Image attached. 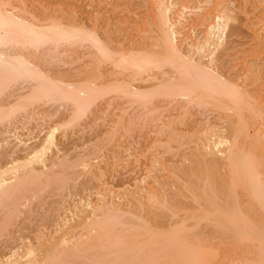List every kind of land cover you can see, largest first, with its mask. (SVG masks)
<instances>
[{"label":"bare ground","instance_id":"6f19581e","mask_svg":"<svg viewBox=\"0 0 264 264\" xmlns=\"http://www.w3.org/2000/svg\"><path fill=\"white\" fill-rule=\"evenodd\" d=\"M12 1L0 0V264H264V0L242 1L260 12L259 59L230 69L227 0H133L144 12L120 19L132 0L105 16L94 2L86 20ZM71 47L84 66L58 77ZM102 112L117 117L112 138L149 129L142 180L109 186L104 166L63 149Z\"/></svg>","mask_w":264,"mask_h":264},{"label":"rangeland","instance_id":"374dc122","mask_svg":"<svg viewBox=\"0 0 264 264\" xmlns=\"http://www.w3.org/2000/svg\"><path fill=\"white\" fill-rule=\"evenodd\" d=\"M16 1H18L19 2V0H13L12 2H14V3H17ZM26 1V0H25ZM33 1V2H32ZM37 0H31V1H26L25 2V4H28V7H29V9H31V11H36L37 9H35V6L37 5H41L42 4V2H44L41 6H36V8H38V9H40V10H37L36 12H40L41 10V12H50V11H53V12H55L56 11V13H59L61 16H63V17H69L70 16V18H72V16H75V14H76V16L77 15H79V16H77L78 18H76V16H75V18L76 19H80V20H86L87 18H89V14H90V17H93L94 16V14L91 16V13H92V11H87L88 9L89 10H94L93 9V7L94 8H96V4H97V6H98V4L99 5H101V7H100V13L98 14V16H105L107 13V15H110V13L109 12H106V11H104V8H107L106 10H108V11H110V7L109 6H111L110 5V0L109 1H107V3L105 2V0H98L99 2L97 3V1H95V0H63V2H62V0H41V1H37ZM50 1H52V2H50ZM112 2L111 3H113V5H112V8H113V6L114 5H117V3L114 1V0H111ZM213 1V0H212ZM218 0H216L215 2H217ZM225 1V0H224ZM233 1H235V2H233ZM241 1V2H240ZM242 1H244V0H227L226 1V3H229L231 6H233L232 7V9L233 10H236V11H234V13H235V16H237L236 18V20H239V21H235V23L236 22H238V23H234V30L236 29L237 31H235V33H233V31H232V33L235 35H231L230 36V39H229V41H230V43L233 45H236L237 46V48H236V46L235 47H233L231 44H229V46L231 47V48H233V49H231L230 48V50H229V56H227V57H223V58H221L220 60V63H219V65H221L223 62H224V64H225V67L224 68H229V67H235L236 65L235 64H237L238 66L237 67H240V66H244V64L245 65H247L248 66V61L251 63L252 61L254 62V61H257L258 59H259V57H256V55L258 56V54L259 53H257V54H254L255 52H260L259 50H257L256 51V49H255V52H254V47L256 46V42H255V40H254V37H253V35L254 34H252V33H254V30H253V28H255V30H257L258 28H259V23H260V21H258V20H256L257 19V17L260 15V12H258V9H255V12H256V14H254L255 12H253V9H251L250 8V5H248V7L246 6V8H244L243 7V5H242ZM22 2L24 3V0H22ZM32 4H30V3ZM55 4H54V3ZM62 2V3H61ZM73 2V3H72ZM89 2H91V4L93 5L92 7H91V4L89 3ZM96 4H95V3ZM101 2H102V4H101ZM131 2V4L134 6V8H136V10L137 11H135V9H134V11L133 10H131V8H133V6L131 7V4L129 3V1L127 2L128 3V5H127V3L126 4H123V8H122V10H121V8H120V5H119V9L118 8H116L115 10H112L111 11V16H118V19H120V16L121 17H126V16H128V17H132V15H135V13L137 12V13H141V12H144V10L143 9H145V8H143V7H145L143 4H136V2L135 1H130ZM238 2V4H236ZM37 3H39V4H37ZM52 3V4H51ZM88 3L90 4V5H88ZM120 3V2H119ZM214 3V2H213ZM235 3V4H234ZM45 4H47V5H45ZM51 4V5H50ZM57 4V5H56ZM109 4V5H108ZM50 5V6H49ZM55 7H54V6ZM60 5V6H59ZM104 5L106 6L107 5V7H104ZM122 5V4H121ZM237 5V9H235V6ZM238 5H242L241 7L243 8L242 10H241V7H239ZM58 6V7H57ZM126 6V7H125ZM127 6L129 7V10L128 11H126L125 9L127 8ZM40 7H44V8H40ZM60 7V8H59ZM104 7V8H103ZM142 7V8H141ZM238 7L240 8L239 10H238ZM57 8V9H56ZM58 8H59V12H57V10H58ZM92 8V9H91ZM97 8H99V6L97 7ZM250 8V9H249ZM53 9V10H52ZM61 9V10H60ZM74 9V10H73ZM117 9H118V11H117ZM250 10V12H249V10ZM47 10V11H46ZM76 10V12L74 13V11ZM103 10V11H102ZM115 12V15H113L114 14V12ZM120 11H122V13H123V11H124V13L122 14ZM126 11V12H125ZM129 11H131L130 13H127V12H129ZM139 11V12H138ZM240 11V12H239ZM242 11V12H241ZM247 11H248V13L250 14L251 12V14L250 15H248V13H247ZM68 12V13H67ZM86 12H88L87 14H85ZM102 12H106L105 14L103 13L102 14ZM118 14H117V13ZM133 12H134V14H133ZM245 12H246V14L247 15H245ZM64 13V14H63ZM259 13V14H258ZM73 14V15H72ZM117 14V15H116ZM122 14V15H121ZM128 14V15H127ZM240 14V15H239ZM244 14V15H243ZM87 15H88V17H87ZM131 15V16H130ZM83 16H84V18H83ZM253 16H254V18H253ZM255 16H257V17H255ZM82 17V18H81ZM127 17V18H128ZM134 17V16H133ZM247 17H248V19H247ZM249 17H251V18H249ZM238 18H240V19H238ZM253 18V19H252ZM122 19V18H121ZM243 19V20H242ZM245 19V20H244ZM252 20V22H255V20L256 21H258V28H257V26H256V23H255V25L253 26L252 24H251V22H248V21H250V20ZM259 20H260V16H259V18H258ZM241 20V21H240ZM246 22V23H245ZM247 22H248V24H247ZM245 24V25H244ZM238 25V26H237ZM242 25H244L243 26V28L239 31V29H240V26L242 27ZM249 25H250V27H252V28H250L249 27ZM236 27V28H235ZM246 27H249V28H246ZM134 28V27H133ZM201 28V29H200ZM246 28V29H245ZM203 29H204V27H197V29H196V31H201V33L203 34ZM248 29V30H247ZM251 30V31H250ZM135 31L133 30L132 31V33H134ZM237 32V33H236ZM136 33V32H135ZM201 33H200V35H201ZM239 33V34H238ZM251 38H253V40L251 39ZM232 39L234 40L233 42H232ZM236 40V41H235ZM252 40V41H251ZM255 42V45L253 46L252 44ZM253 46V47H252ZM251 48H253L252 50H251ZM257 48V47H256ZM69 49H71L69 52H67V54L65 55V56H63L64 58L62 59V63H60L59 61L61 60V58H59V61L58 62H55V64H56V68H57V70H59V72H57L56 74H58V77H62V75H65V73L63 74V72L60 74V72L61 71H64L65 70V72H66V75L68 76V75H70V76H73V75H75L77 72L76 71H78L79 70V68H82L83 66H82V64L84 63L83 61H85L86 60V50L83 48V47H80V49L78 50V47L77 48H74L75 49V51L72 53V54H70V52H72V47L71 48H69ZM77 50V51H76ZM231 50H233V51H231ZM240 50V51H239ZM231 51V52H230ZM238 51V52H237ZM76 52V53H75ZM74 53L76 54V55H74ZM80 54V55H78V54ZM85 53V54H84ZM84 54V55H83ZM235 54V55H234ZM253 54L255 55V57L254 58H252L251 56H253ZM71 55V56H70ZM78 55V56H77ZM83 55V57H82V59L81 60H79V58L78 57H80L81 58V56ZM232 56V57H231ZM251 58H250V57ZM76 57V58H75ZM229 57V58H228ZM240 57H242V61H240L241 60V58ZM246 57V58H245ZM75 58V61H73V59ZM77 58H78V63H76V60H77ZM85 58V60H83ZM245 58V59H244ZM247 58H249L248 59V61H246L247 60ZM258 58V59H257ZM56 59V58H55ZM231 59V60H230ZM251 59V60H250ZM58 59H56L55 61H57ZM70 60V61H69ZM225 60V61H224ZM228 60V61H227ZM67 61H69L68 63H67ZM71 61H73L72 63H70ZM230 61V62H229ZM240 61V62H239ZM226 62H228V63H226ZM231 62H233V63H231ZM238 62V63H237ZM243 62V63H242ZM75 65H74V64ZM235 63V64H234ZM240 63V64H239ZM249 63V64H250ZM55 64H53L54 66H55ZM63 64H65V65H63ZM230 64H232V65H230ZM59 65H60V68H58L59 67ZM71 67H70V66ZM226 65H228V67L226 66ZM233 65H235V66H233ZM69 68H68V67ZM74 66V67H73ZM80 66H82V67H80ZM73 67V70H69L68 71V69H70V68H72ZM236 68V67H235ZM64 69V70H63ZM230 69V68H229ZM61 70V71H60ZM68 72V73H67ZM74 72H75V74H74ZM70 73V74H69ZM61 75V76H60ZM65 75V76H66ZM117 102V101H116ZM113 104H115V102L114 103H112V105L110 106V110L112 109L113 110ZM117 104V103H116ZM114 105V106H117V105ZM104 106H106V105H104ZM117 109L119 108V105L116 107ZM115 109V108H114ZM117 109H115V110H113V113L117 110ZM112 110H111V115H113V113H112ZM119 111V110H118ZM117 112V111H116ZM115 112V113H116ZM99 113H101V112H99ZM100 116V119H98L99 117H96V119H93V120H90V117H88L87 119H86V121H88V122H86V123H89V124H86V125H84V124H82V125H84L83 127H84V129L83 128H80V129H83V131L81 130V133H80V129H76L77 131H73V136L72 135H70L71 133H69V135H68V137H67V140L66 139H63L62 137V139H60V143L65 147H63L61 144H60V146H62L63 147V149L65 150V151H67V153L69 152V154L75 149L76 151H79V152H81V150L84 152H86L87 154V157L89 158V160H88V158L86 157V156H84L86 159L85 160H87L89 163H93V164H91V165H93V166H95V165H101V166H104V168H103V170H104V179H103V177H102V181L104 182L105 181V183L107 182L108 184H109V186L111 185V186H119V184L120 183H122V184H124V183H126V182H128L130 185L131 184H133L135 181L134 180H136V179H141L142 180V178L143 177H145V173H146V171H147V165H149V163L151 162V160H152V152H151V149H148V146H147V144H148V142H149V140H150V137H151V135L149 134V136H148V132H149V129L148 128H146V130L148 131L147 132V134H146V130H145V126H142L143 128L141 129L140 127V129H138L137 130V128H134L135 129V131L134 130H132L133 132H130V134L128 133V136H127V134H125L123 137H121V138H119V136H115L114 138H112V137H110V133H109V131H110V128L114 125L113 123H114V120L117 118V117H110V114L109 115H107V116H105V115H103V112H102V114H97L96 116ZM101 116L103 117V118H101ZM105 117V118H104ZM95 118V117H94ZM113 118V119H112ZM92 119V118H91ZM103 119H105V120H103ZM213 120V119H212ZM89 121H91V122H89ZM102 121L104 122L103 124H102ZM108 121V122H107ZM111 121H112V124H111ZM85 122V121H84ZM83 122V123H84ZM214 122H215V120H214ZM91 123V124H90ZM87 125H89V126H87ZM112 125V126H111ZM86 126V127H85ZM104 128V129H103ZM86 129V130H85ZM106 129V130H105ZM102 131V132H101ZM141 131V132H140ZM84 132H87V134L85 135V134H83ZM136 132V133H135ZM143 132V133H142ZM80 133V134H79ZM93 133V134H92ZM106 133H108V134H106ZM132 133V134H131ZM138 133V134H137ZM79 134V135H78ZM78 135V136H77ZM98 135V136H97ZM109 135V136H108ZM138 135V136H137ZM143 135H147L146 137L144 136L143 137ZM86 136V137H85ZM127 136V137H126ZM78 137V138H77ZM110 137V138H109ZM60 138V137H59ZM107 138V139H106ZM124 138V139H123ZM148 138V139H147ZM77 139V140H76ZM104 139H106V140H104ZM108 139H109V141H108ZM131 139V140H130ZM133 139H134V141H133ZM62 140V141H61ZM65 142H64V141ZM81 140V141H80ZM119 140V141H118ZM70 141V142H69ZM118 141V142H117ZM63 142V143H62ZM66 142H69V147H68V143H66ZM72 142V143H71ZM78 142H79V144H78ZM124 142V143H123ZM127 142V143H126ZM77 145V146H76ZM80 147H79V146ZM76 146V147H75ZM69 149H68V148ZM71 147V148H70ZM128 147V148H127ZM77 148V149H76ZM84 148V149H83ZM92 148V149H91ZM61 149V148H60ZM67 149V150H66ZM146 149V150H145ZM69 150V151H68ZM144 150V151H143ZM75 152V151H74ZM74 152H72V153H74ZM83 152L81 153V154H83ZM84 152V153H85ZM78 153V152H77ZM147 153V154H146ZM84 155V154H83ZM90 155V156H89ZM119 156V157H118ZM96 158V159H95ZM122 158V159H121ZM95 159V160H94ZM127 160V161H126ZM123 161V162H122ZM118 162H120V163H118ZM96 163V164H95ZM124 163V164H123ZM95 164V165H94ZM116 164V165H115ZM146 164V165H145ZM114 165V166H113ZM118 165V166H117ZM125 165V166H124ZM145 165V166H144ZM105 167H107V168H105ZM114 167V168H113ZM118 167V168H117ZM145 169H146V171H145ZM134 181V182H133ZM114 183V184H113ZM117 183V184H116ZM129 184H126V185H129ZM94 192V191H93ZM92 197L93 196H95V194L93 195H91Z\"/></svg>","mask_w":264,"mask_h":264}]
</instances>
